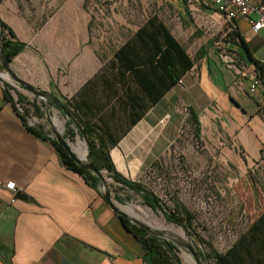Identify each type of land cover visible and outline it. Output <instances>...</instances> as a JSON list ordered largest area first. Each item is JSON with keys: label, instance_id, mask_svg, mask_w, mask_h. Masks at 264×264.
Wrapping results in <instances>:
<instances>
[{"label": "crops", "instance_id": "obj_1", "mask_svg": "<svg viewBox=\"0 0 264 264\" xmlns=\"http://www.w3.org/2000/svg\"><path fill=\"white\" fill-rule=\"evenodd\" d=\"M164 2L180 21L179 33L160 17L151 25L148 20L134 28L127 25L123 30L128 34L115 27L111 40L117 38L118 47L103 53L96 45L104 39L97 37L100 29L89 17L78 35L65 25L52 33V14L58 10L52 12V0L38 1L37 12L50 15L42 21L25 16L19 1L10 6L2 1L0 18H5L6 4L12 17L3 21L28 42L27 52L10 67L65 106L69 117L52 108L66 125H87L115 142L110 156L121 174L146 172L170 153L190 111L201 123L206 117L211 126L217 111L227 113L230 122L219 133L230 137L249 161L264 163V78L254 64L264 70V29L254 33L244 18L232 26L198 0ZM165 29L194 61L179 78L175 74V83L170 66L161 60ZM186 36L193 38L192 44ZM126 43L127 49L116 54ZM256 78L261 82L251 93ZM3 89L0 82V264H146L142 247L101 193L66 169L57 152L27 130ZM8 182L27 199H15L17 193L5 187Z\"/></svg>", "mask_w": 264, "mask_h": 264}, {"label": "rangeland", "instance_id": "obj_2", "mask_svg": "<svg viewBox=\"0 0 264 264\" xmlns=\"http://www.w3.org/2000/svg\"><path fill=\"white\" fill-rule=\"evenodd\" d=\"M2 1L10 6V3L16 0H0V6ZM17 1L27 11L25 16L34 21H42L50 16L37 12L39 0ZM48 1L40 0V3ZM164 1L52 0V12L58 9L52 14V33H54V27L62 29L65 25L72 35H78L89 17L90 21L100 29L97 30V37L104 39L96 45V48L103 53L112 52L118 47L117 41L119 40L117 38L114 42L111 40L115 27H121V32L128 34L123 30L129 27L127 25L134 28L146 20L160 17L177 34L180 30V21L174 19L173 13L166 8ZM83 3L88 13L84 10ZM6 4L3 5L2 13L6 18L4 19L11 22L12 16L9 17ZM199 6L206 8L201 4ZM18 32L24 38V33H21L19 29ZM18 37L22 41V38ZM192 39L186 38L190 44L193 42ZM188 48L191 50L193 46L190 45ZM28 51L33 52L31 49ZM194 58H196L195 55ZM0 75L3 76V79L0 78L3 87L5 83H8L30 101H36L39 105L44 103V106H41L43 112L41 118L34 113L32 108L24 107L30 112L29 119H27L28 125L31 123L34 126L43 127L44 131L53 137L52 128L65 134L67 125L59 111L53 110L50 106L49 123L46 118L47 109L44 101L14 86L13 80L6 76L3 70H0ZM48 94L51 95V93ZM214 120L216 125L211 126L207 124L206 117L201 119L202 136L200 140H196L193 127L185 122L180 131L178 144L171 148L170 153L160 158L157 168L150 172H143L142 169L139 173L122 174L132 181L143 183L169 207H173V199L185 205L195 215L193 236L187 235L181 227L169 223L161 211L144 206L139 195L128 189H122L121 185L115 183L107 172L102 171L106 189L110 192L112 202L116 207L122 210L123 207L130 205L140 221L147 223L152 229L170 239L188 243L197 253L203 252L205 255L211 253V248L216 253L225 254L264 212V163L249 161L243 150L232 143L230 137L219 133V130H225L230 122L227 113L217 111ZM228 128L232 130L233 127ZM68 141L72 151L81 157L80 159L88 160L87 144L80 136L77 135ZM83 153L84 156H82ZM103 190V184H101V194ZM115 195L123 198L130 197V199L121 204L115 200ZM176 255L182 264H196L185 248L178 246ZM199 258L201 264H212L211 260H205L200 256Z\"/></svg>", "mask_w": 264, "mask_h": 264}, {"label": "trees", "instance_id": "obj_3", "mask_svg": "<svg viewBox=\"0 0 264 264\" xmlns=\"http://www.w3.org/2000/svg\"><path fill=\"white\" fill-rule=\"evenodd\" d=\"M153 22H158V19H149L147 24L151 25ZM146 25L141 27L136 35L143 32ZM236 36L239 38L240 42H242L237 33ZM164 37L167 47L161 53V60L165 61V63L170 66L171 69L169 71V76L171 78V82L175 83V74H177V78H179V72L190 70L194 64V61L188 56L186 49L180 45L166 29L164 30ZM127 44L128 43L121 47L116 52V54L123 53V51L127 49ZM0 48L9 64L12 63L15 57L24 52L26 48V43L20 41L17 38L14 30L1 18ZM157 52H159V49H157ZM254 64L256 69L260 71L259 77L263 79V68L258 62L254 61ZM0 70H3L1 63ZM3 93L5 101L13 106L15 111L24 122L27 130L37 139L47 142L57 152L62 164L66 169L78 174L91 188L97 192H100V186L102 182L97 176H95L92 172L83 169L74 160L70 152L61 146L56 141L55 137L46 133L43 127H32L27 124V118H29L30 112L29 109H25L24 107L28 106L29 108H32L34 113L41 118L43 117L41 106H44V103H42L43 105H39L36 101H30L24 94L20 93L16 88L8 83L4 84ZM19 108L23 109V114L19 111ZM186 122L189 123L191 127H193L196 140H200L202 136V130L198 115L195 112L190 111ZM77 135L85 139L88 150V161L97 170L101 172H107L108 176L115 183L120 184L122 189H128L139 195L144 206L149 207L152 210L161 211L169 223H173L176 226L181 227L187 235L193 236L195 215L189 211L185 205L180 203L177 199H173V207H169L143 183L139 181H132L117 171L110 156V150L116 144L115 142L109 140L106 141L95 128H91L83 124L79 126L75 121H69L64 134L65 139H74ZM263 159L264 151L262 150L261 160ZM159 160L153 163L147 172L157 168ZM129 199L130 197L123 198L119 195H115V200L121 204L126 203V201ZM120 220L123 227L134 236V238L142 247L144 251V263L182 264L181 260L176 255V252L178 251L177 245L156 235L148 233L140 227L132 224L124 217H120ZM198 254L205 260H211L212 264H264V212L250 226L247 232L239 237L236 243L225 254L216 253L213 248H211L210 254L205 255L203 252H198Z\"/></svg>", "mask_w": 264, "mask_h": 264}, {"label": "water", "instance_id": "obj_4", "mask_svg": "<svg viewBox=\"0 0 264 264\" xmlns=\"http://www.w3.org/2000/svg\"><path fill=\"white\" fill-rule=\"evenodd\" d=\"M0 63L1 66L3 68V73L10 77L13 82H14V86H17L19 88H22L30 93H32L35 97L41 99L42 101L45 102V106L47 109V121L50 123V106L54 105L56 108L60 109L65 115H68L66 108L64 107L63 104L60 103V101L56 98L53 97L52 95H49L48 93H43L41 91H39L38 89L34 88L32 85L26 83L25 81L21 80L20 78H18L12 71L10 64L6 61V58L4 57L1 48H0ZM0 78L3 79V76L0 75ZM52 132L54 134V137L56 139V141L63 146L65 149H67L71 156L74 158V160L85 170H88L90 172H92L95 176H97L102 184H103V192H102V196L103 198L109 203V205L111 206V208L113 209V211L119 216V217H124L127 220H129L132 224L140 227L141 229L147 231L150 234L156 235L166 241H170L172 243H174L175 245L185 248L190 255L193 257L194 261L196 264H201V260L198 256V253L196 252V250L189 245L188 243L185 242H181V241H177V240H173L170 239L169 237L162 235L161 233L155 231L154 229H152L147 223L140 221L139 219H135L130 217L129 215H127L125 212H123L121 209H119L118 207H116L113 202H112V198L110 195V192L106 189V183L104 181V177L102 175V172L97 170L88 160L83 161L82 159H80L73 151L71 148V144L70 142L65 139L64 135L57 131L56 129L52 128ZM15 199H20V200H25L27 199L26 195L18 192L15 195Z\"/></svg>", "mask_w": 264, "mask_h": 264}, {"label": "built area", "instance_id": "obj_5", "mask_svg": "<svg viewBox=\"0 0 264 264\" xmlns=\"http://www.w3.org/2000/svg\"><path fill=\"white\" fill-rule=\"evenodd\" d=\"M198 3L206 7H214L232 26L235 20L244 18L250 21L254 33L264 29V3H255L253 0H198ZM260 82L259 78L254 79L250 86L251 93L255 92ZM19 111L24 113L20 108ZM29 126L34 125L29 123ZM5 187L12 193H17L14 182L6 183Z\"/></svg>", "mask_w": 264, "mask_h": 264}, {"label": "bare ground", "instance_id": "obj_6", "mask_svg": "<svg viewBox=\"0 0 264 264\" xmlns=\"http://www.w3.org/2000/svg\"><path fill=\"white\" fill-rule=\"evenodd\" d=\"M122 211L132 218L140 219L137 213L134 211V209L130 205L123 207Z\"/></svg>", "mask_w": 264, "mask_h": 264}]
</instances>
